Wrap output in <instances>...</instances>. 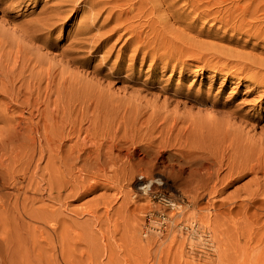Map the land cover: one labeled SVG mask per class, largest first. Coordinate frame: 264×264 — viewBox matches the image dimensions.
Masks as SVG:
<instances>
[{
	"label": "rangeland",
	"instance_id": "1",
	"mask_svg": "<svg viewBox=\"0 0 264 264\" xmlns=\"http://www.w3.org/2000/svg\"><path fill=\"white\" fill-rule=\"evenodd\" d=\"M134 1L133 11L125 6L116 12L120 20L110 18L108 10L91 18L96 9L83 8V13H65L64 20L42 29L37 39L17 33L34 52L28 50L25 55L32 60L24 75L28 80L32 71L37 78L41 76L42 87L47 82L43 76L48 78L50 91L61 102L79 106L78 100H82L81 106L96 107V118L128 140L127 151L121 154L131 153L133 169H141L145 175L143 179L137 175L126 186L136 195L129 207L135 213L132 217L140 218L141 211L150 208L155 209L156 218L161 210L165 215L173 211L162 207L156 194H142L137 189L149 180L158 187L164 180L159 166L167 165L168 192L179 199L176 218L181 231L179 226L164 223V234L157 236L167 247L165 264H264V203L260 201L264 188H257L256 183L263 174L231 169L226 162L217 172V164H212L217 176L199 189L201 199L197 202L189 200L181 185L197 163L188 153L192 129L217 126L223 133L218 139L224 141L241 129L248 132L245 137L257 140L264 128V87L237 72L244 68L243 62L229 58V49L264 58L263 41L251 30L236 32L232 28L237 23L226 21L227 8L231 12L253 3L148 0L145 17L141 0ZM15 2L19 6L8 7ZM76 2L2 0L0 32L8 35L9 30L47 12L70 10ZM19 107L26 116L24 105ZM214 111L222 113L213 116ZM201 144L197 146L200 151L204 150ZM209 187L216 192L207 194ZM103 192L96 188L71 202L70 208L94 206ZM64 215L74 222L88 217L66 211ZM97 228L83 224L69 229L74 237L66 245L83 253L80 264H143L144 247L153 252L158 244L148 246L143 233L134 237L124 229L111 231L105 240ZM141 231L154 232V228L144 225ZM74 256L78 261L80 256ZM58 264L64 262L58 258Z\"/></svg>",
	"mask_w": 264,
	"mask_h": 264
},
{
	"label": "bare ground",
	"instance_id": "2",
	"mask_svg": "<svg viewBox=\"0 0 264 264\" xmlns=\"http://www.w3.org/2000/svg\"><path fill=\"white\" fill-rule=\"evenodd\" d=\"M75 1L70 10H52L24 23L15 29L16 32L9 30L8 35L0 32V98L3 97L0 99V121L3 122L0 127V264H58V258L64 264H80L83 253L66 244L74 237L69 231L71 225L83 224L98 226L105 240L109 239L111 231L119 233L124 229L134 237L143 233L146 245L158 243L153 252L144 247L141 252L145 259L143 264H165L167 247L158 239L166 229L163 224L172 223L181 231V222L176 218L179 199L168 192L167 165L163 162L159 166L164 180L158 182V187H153L149 180L137 189L142 194H156L162 207L173 211L165 215L161 210L156 218L155 209L150 208L141 211L144 214L140 218L132 217L135 213L129 207L136 195L126 186L131 185L137 175L140 179L145 175L143 170L133 169L131 153L121 154L124 149L127 151L128 140L124 135L119 136L117 129L111 130L96 118L93 111L96 107L90 110L91 107L81 106L82 100H78L79 106L61 102L59 96L50 91L48 78L43 76L47 82L42 87L41 76L37 78L32 71L29 74L32 79L28 80L24 75L32 60L25 55L33 48L17 33L25 34L29 40L37 39L42 29H50L55 21L64 20L65 13H83V8L90 12L96 9L97 13L91 14V18L108 10L110 18L120 20L116 12L125 6L131 12L134 10L131 6L135 4L134 0H65L68 4ZM210 1L216 3V0ZM243 1L253 4L237 7L231 12L227 8L229 17L226 21L237 23L232 28L236 32L251 30L264 42V0ZM19 4L15 2L8 7L15 8ZM140 4L147 17L148 0H141ZM229 58L243 62L244 68L237 72L258 87H264V58L230 49ZM257 85L254 90H258ZM21 105L26 108V116L17 110ZM219 113L222 112L214 111L213 116ZM246 134L248 132L241 129L222 141L218 137L223 133L217 126L191 130L188 153L197 163L181 182L185 187L183 193L190 201L200 200L199 189L208 185L215 174L217 176L212 164H217V172L226 162L231 169L264 175V128L257 140L253 136L245 137ZM199 144L204 150H198ZM256 183L257 188H264V178ZM99 187L104 192L94 206L79 210L70 208L71 202ZM107 190H113L114 194H107ZM214 192V188L209 187L207 194ZM260 201L264 203V196ZM101 208L103 210L99 212ZM65 211L88 217L83 222H74L64 215ZM144 225L154 228V232L141 231ZM75 236L83 240L82 235L75 233ZM75 253L80 256L78 261Z\"/></svg>",
	"mask_w": 264,
	"mask_h": 264
}]
</instances>
